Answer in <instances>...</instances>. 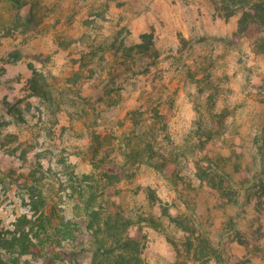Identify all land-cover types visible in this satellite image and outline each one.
<instances>
[{
  "label": "rangeland",
  "instance_id": "obj_1",
  "mask_svg": "<svg viewBox=\"0 0 264 264\" xmlns=\"http://www.w3.org/2000/svg\"><path fill=\"white\" fill-rule=\"evenodd\" d=\"M259 3L0 0V264H264Z\"/></svg>",
  "mask_w": 264,
  "mask_h": 264
},
{
  "label": "trees",
  "instance_id": "obj_2",
  "mask_svg": "<svg viewBox=\"0 0 264 264\" xmlns=\"http://www.w3.org/2000/svg\"><path fill=\"white\" fill-rule=\"evenodd\" d=\"M233 2H237V1H243V0H232ZM255 18L254 20H259V21H264V3H259L257 4V6L255 7ZM251 14V13H250ZM247 15L243 16L242 18V23L245 25L244 27L247 28L249 27V23L247 22Z\"/></svg>",
  "mask_w": 264,
  "mask_h": 264
}]
</instances>
